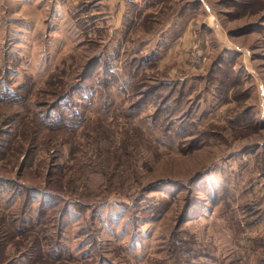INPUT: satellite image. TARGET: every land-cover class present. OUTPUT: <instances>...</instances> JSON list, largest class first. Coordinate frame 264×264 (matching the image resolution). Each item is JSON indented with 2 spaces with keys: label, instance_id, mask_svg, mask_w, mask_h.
Instances as JSON below:
<instances>
[{
  "label": "rangeland",
  "instance_id": "obj_1",
  "mask_svg": "<svg viewBox=\"0 0 264 264\" xmlns=\"http://www.w3.org/2000/svg\"><path fill=\"white\" fill-rule=\"evenodd\" d=\"M38 1L0 0V264H264V0Z\"/></svg>",
  "mask_w": 264,
  "mask_h": 264
},
{
  "label": "crops",
  "instance_id": "obj_2",
  "mask_svg": "<svg viewBox=\"0 0 264 264\" xmlns=\"http://www.w3.org/2000/svg\"><path fill=\"white\" fill-rule=\"evenodd\" d=\"M5 1H6L5 4L10 3V4H13L15 6L17 5V0H5ZM84 1H86V0H47V1L46 0H39L38 2H35L33 5H31L32 9L34 6V10H33L34 12H32L33 13L32 21H37L36 19L33 18L34 16H36L34 13H40V12L48 13V12H50V7H51V11H53L52 13H54V12L57 13V17L59 19L62 18L63 21L66 22V20H69V19L65 16V13H67V14L71 13V11L74 9V7L75 6L78 7L79 4H82V6H83L85 4ZM128 1H130V3L135 4L137 7H139L138 8L140 10L139 14L142 12H145L147 6H154V5L161 6L163 3H165V1H163V0H128ZM202 1L205 5V8L207 9V12L210 11V9H209L210 6L207 5V2L205 0H202ZM91 2H89V4H88L89 8H91L92 6H95ZM98 2H101V0ZM114 4H116V6H114V10L116 11V13H118V15H120V19H119V23H117V24L111 23L110 26H115L117 28H120L123 26V24H121L122 20H123V15L125 13H127V11H128V7H127L128 4H127L126 0H116ZM29 7L30 6H28L27 9ZM86 10L87 11H84L85 13H87L89 11L88 9H86ZM179 12L181 13V9ZM27 18L31 19V17H29V16H27ZM212 18L214 19V15L212 16ZM113 21H115V20H113ZM189 44L191 45L190 48L193 46L199 47V45H198L199 43H196V42L195 43L190 42ZM197 53H199L200 55L206 54L205 51H201V50H198Z\"/></svg>",
  "mask_w": 264,
  "mask_h": 264
},
{
  "label": "built area",
  "instance_id": "obj_3",
  "mask_svg": "<svg viewBox=\"0 0 264 264\" xmlns=\"http://www.w3.org/2000/svg\"><path fill=\"white\" fill-rule=\"evenodd\" d=\"M195 52H197V51H195ZM192 55H194L193 53H192ZM200 55V54H199ZM195 57V56H194ZM193 58V57H192ZM198 61H194V63L193 64H195V63H197Z\"/></svg>",
  "mask_w": 264,
  "mask_h": 264
},
{
  "label": "trees",
  "instance_id": "obj_4",
  "mask_svg": "<svg viewBox=\"0 0 264 264\" xmlns=\"http://www.w3.org/2000/svg\"><path fill=\"white\" fill-rule=\"evenodd\" d=\"M99 59H100V58H99ZM6 91H7V90H6ZM6 91H4V94H5ZM2 92H3V91H2ZM0 93H1V92H0ZM0 98H1V97H0ZM4 100H5V99H4Z\"/></svg>",
  "mask_w": 264,
  "mask_h": 264
},
{
  "label": "bare ground",
  "instance_id": "obj_5",
  "mask_svg": "<svg viewBox=\"0 0 264 264\" xmlns=\"http://www.w3.org/2000/svg\"><path fill=\"white\" fill-rule=\"evenodd\" d=\"M46 145H44V147H45Z\"/></svg>",
  "mask_w": 264,
  "mask_h": 264
}]
</instances>
